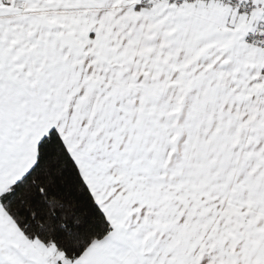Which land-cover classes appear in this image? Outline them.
Returning <instances> with one entry per match:
<instances>
[{"label": "snow or ice", "instance_id": "obj_1", "mask_svg": "<svg viewBox=\"0 0 264 264\" xmlns=\"http://www.w3.org/2000/svg\"><path fill=\"white\" fill-rule=\"evenodd\" d=\"M0 264H264V0H0Z\"/></svg>", "mask_w": 264, "mask_h": 264}]
</instances>
